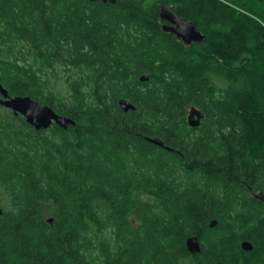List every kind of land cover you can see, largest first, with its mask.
<instances>
[{"label":"trees","instance_id":"obj_1","mask_svg":"<svg viewBox=\"0 0 264 264\" xmlns=\"http://www.w3.org/2000/svg\"><path fill=\"white\" fill-rule=\"evenodd\" d=\"M0 82L76 122L0 104V264H264V0H0Z\"/></svg>","mask_w":264,"mask_h":264},{"label":"water","instance_id":"obj_2","mask_svg":"<svg viewBox=\"0 0 264 264\" xmlns=\"http://www.w3.org/2000/svg\"><path fill=\"white\" fill-rule=\"evenodd\" d=\"M107 2L108 0H97ZM115 3L117 0H109ZM160 17L167 20L169 23L162 24V28L166 32L174 33L177 38L181 39L185 44L189 45L194 41H201L205 38V34L197 28L195 23L184 17L180 16L172 6L168 4L160 5ZM149 75L143 74L140 76L141 81H148ZM0 104L10 108L18 115L25 116L28 123L33 125L37 130L50 127L53 123L60 125L63 128H67L70 124L74 125L76 122L73 118L63 114H59L54 108L47 104H40L37 100L33 99L30 95H10L8 89L0 82ZM119 104L124 111L135 110L136 105L127 98H121ZM205 117L204 112L196 107L191 106L188 113V123L191 127H199L202 123V119ZM154 144L162 147H167L173 150L171 147L166 146L165 142L160 138H149ZM253 195L257 198L264 200V193L257 189L250 188ZM3 212V208L0 206V214ZM49 222H53L54 218L49 217ZM217 220L210 222V226H215ZM187 247L192 253L199 252L201 250L200 241L197 236H191L187 239ZM242 247L245 250H251L253 244L245 240L242 242ZM221 264V263H218Z\"/></svg>","mask_w":264,"mask_h":264},{"label":"flooded vegetation","instance_id":"obj_3","mask_svg":"<svg viewBox=\"0 0 264 264\" xmlns=\"http://www.w3.org/2000/svg\"><path fill=\"white\" fill-rule=\"evenodd\" d=\"M91 1H97V0H91ZM107 2H110L109 0L107 1ZM161 4H164V3H161V2H159L158 3V6H159V12H160V5ZM170 6H172V5H170ZM174 9V8H173ZM181 16V15H180ZM159 22L161 23V24H164V23H169L167 20H165V19H163V18H161L160 17V14H159ZM251 190V189H250ZM252 192V191H251ZM201 245V244H200ZM241 245H242V243H241ZM218 263H221V264H230V263H227V262H224V261H216L214 264H218ZM238 264H244L243 262H239Z\"/></svg>","mask_w":264,"mask_h":264}]
</instances>
